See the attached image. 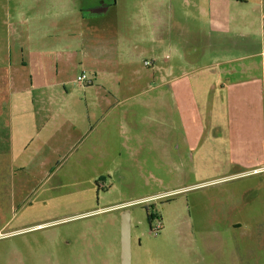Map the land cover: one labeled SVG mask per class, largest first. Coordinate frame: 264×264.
Instances as JSON below:
<instances>
[{"label":"rangeland","instance_id":"1","mask_svg":"<svg viewBox=\"0 0 264 264\" xmlns=\"http://www.w3.org/2000/svg\"><path fill=\"white\" fill-rule=\"evenodd\" d=\"M21 6L0 0V64L11 55V75L22 73L19 47L35 38ZM85 16L93 43L110 46L102 65L120 77L103 84L124 93L108 100L131 124L104 158L55 161L32 145L0 162V264H121L124 210L130 264H264V110L222 107L221 122L236 116L240 127L208 126L199 0H91ZM65 34L60 41L70 42ZM63 77L72 90L70 71Z\"/></svg>","mask_w":264,"mask_h":264},{"label":"crops","instance_id":"2","mask_svg":"<svg viewBox=\"0 0 264 264\" xmlns=\"http://www.w3.org/2000/svg\"><path fill=\"white\" fill-rule=\"evenodd\" d=\"M90 2L21 0L27 32L35 38L19 47L17 65L22 73L11 75V55L6 65L0 64V162L11 161L14 153L22 157L32 145L36 156L55 161L67 157L91 161L93 153L104 158L108 144L116 142L111 137L119 134L118 128L131 124L124 117L126 110L117 113L108 100L124 93L111 95L103 85L121 81L102 65L110 46L100 38L93 43L85 16ZM63 22L77 25L78 34L61 29ZM64 32L72 37L70 42L60 41ZM154 62L151 58L150 67ZM86 68L88 82L75 84L76 75L87 73ZM67 70L74 86L70 91L65 87L70 82L63 77ZM199 73V93L205 88L203 100L212 99L210 128L240 127L236 116L231 124L221 122L217 116L222 107L237 114L241 105L264 110V0H199ZM75 94V100H68ZM125 95L133 96L129 91ZM111 114L116 118L109 123Z\"/></svg>","mask_w":264,"mask_h":264},{"label":"water","instance_id":"3","mask_svg":"<svg viewBox=\"0 0 264 264\" xmlns=\"http://www.w3.org/2000/svg\"><path fill=\"white\" fill-rule=\"evenodd\" d=\"M130 215L124 210L120 219V259L121 264H130Z\"/></svg>","mask_w":264,"mask_h":264},{"label":"built area","instance_id":"4","mask_svg":"<svg viewBox=\"0 0 264 264\" xmlns=\"http://www.w3.org/2000/svg\"><path fill=\"white\" fill-rule=\"evenodd\" d=\"M144 65L145 66H148V62H144ZM88 75H87V73L86 72H81V73H79L78 75H76V77H75V79H74V82H75V84H77V85H79V86H82V85H84V84H86L87 82H88ZM159 224V223H158ZM156 228H158V226L156 227ZM158 230V229H157ZM156 230V231H157ZM155 231V232H156Z\"/></svg>","mask_w":264,"mask_h":264},{"label":"trees","instance_id":"5","mask_svg":"<svg viewBox=\"0 0 264 264\" xmlns=\"http://www.w3.org/2000/svg\"><path fill=\"white\" fill-rule=\"evenodd\" d=\"M235 1H240V0H235ZM151 218H152V216H151V215H149V214L147 213V219H148V222H150V221H151Z\"/></svg>","mask_w":264,"mask_h":264},{"label":"flooded vegetation","instance_id":"6","mask_svg":"<svg viewBox=\"0 0 264 264\" xmlns=\"http://www.w3.org/2000/svg\"><path fill=\"white\" fill-rule=\"evenodd\" d=\"M152 219V218H151Z\"/></svg>","mask_w":264,"mask_h":264}]
</instances>
